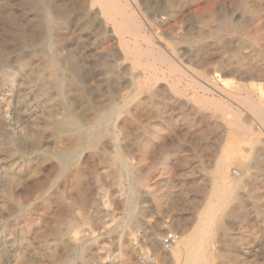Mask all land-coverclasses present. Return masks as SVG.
<instances>
[{"label": "rangeland", "instance_id": "1", "mask_svg": "<svg viewBox=\"0 0 264 264\" xmlns=\"http://www.w3.org/2000/svg\"><path fill=\"white\" fill-rule=\"evenodd\" d=\"M125 1L145 25L171 13V0ZM172 1L174 9L183 12L153 30L154 41L158 45L174 41L195 56L200 44L202 52L217 51L209 39L201 41L207 31L204 19L227 15L250 27L248 8L257 0ZM39 2H63L72 9L58 20L59 36L50 33L46 48L30 39L39 37L30 22L38 13L34 4ZM80 2L0 0V44L6 48L7 63L0 69V264H184L189 251L205 255L209 264H264V125L242 104L245 92L237 99L229 95L243 84L253 101H264L254 88L263 86L264 91V80L226 76L216 71L215 63L200 66L196 57L187 63L182 50L175 56L171 48L163 47L180 70L191 71L188 77L166 72L184 95L174 96L167 82L160 81L153 90L159 91L155 98L146 89L134 96L143 71L124 59L117 36L104 37L102 32L111 30L104 16L91 13L87 20L76 11ZM263 16L255 25L264 24ZM263 35L264 29L254 36L227 35L218 59H230L237 46ZM43 49L57 60L69 54L75 58L83 95L70 88L66 76L62 96L47 72L33 76L39 62L36 54ZM243 53L258 57L251 48ZM201 75L216 85L206 94L212 103L204 100L202 91L188 88L190 81L201 83ZM115 92L116 99L130 95L127 112L96 128L104 138L93 150H77L78 168L60 172L55 156L73 148L51 134L49 123L59 119L65 107L74 108L83 118L84 105L102 109ZM86 123L94 130L92 122ZM117 147L130 164V185L135 189V218L130 221L126 185L117 184L108 174ZM75 169L79 171L76 180ZM212 211L216 220L208 236L204 222ZM170 233L177 242L165 249L162 242ZM77 253L84 258L78 259Z\"/></svg>", "mask_w": 264, "mask_h": 264}, {"label": "bare ground", "instance_id": "2", "mask_svg": "<svg viewBox=\"0 0 264 264\" xmlns=\"http://www.w3.org/2000/svg\"><path fill=\"white\" fill-rule=\"evenodd\" d=\"M171 1L168 2V5L171 9L170 10L171 13H169L170 15L166 16L165 18L164 17L160 18L159 21H153L152 23H148L147 25L142 23L138 19V17L135 15V13L132 10H130L129 3L125 0H81L79 5L77 6L76 11L79 10L80 12H82L84 18H86V19L87 18L89 19L91 17V13H94V15L97 14V16L98 15L104 16L106 19L107 27L109 26L111 28V30H105L102 32L104 37H106L107 40L108 39L113 40L114 37L117 36L118 37L117 45L123 51L124 59L126 61L131 62L133 64V66L140 68L143 71V73L141 75L142 80L136 81L134 92H133L134 96L139 94L140 91H142L143 89H146V90H148V92L150 94V98H155L159 91L157 90V91L153 92V90H154L155 86L160 81H165V83L167 82V85L171 88L170 91L174 96L184 95L182 93L184 91H182L180 89L178 82H171V81H169V79H167L166 72H169L171 75L175 74L176 72H179L182 76L188 77L187 71L188 72H191V71L186 67H184L185 71L180 70V68H179L180 65L178 66L177 65L178 63L176 64V62H174V60L171 59L172 57L171 58L168 57V55L165 53L163 47L164 48H168V47L171 48L172 52L175 56H178V54H179L178 52H180V50H182L183 54L181 53V57H183L184 61L186 60L187 63L192 62L194 57L197 58V60H195V61H197V63L200 66L212 65L215 63V64H217L216 65V69H217L216 71H220L222 74H224L226 76L237 75V76H239V78L241 80H264V35L260 36L256 40H249L248 42H245L243 44V47L237 46V48H236L237 51L233 54V56L230 59H228L226 61L219 60L218 59L219 57L217 56V54L220 52L219 50H222V48H224L223 47V39L227 35H230V34L236 33V32H242V33H245V35H247V36H254L255 34L260 33V31L264 29V24L255 25L256 22L260 19V16L264 13V0H257L252 6H250L248 8L250 18H251L250 27L247 25V23H245L243 21H242L243 23H240V22H237L236 20H234L232 18H228L227 15L223 16L222 18H215V17L210 16L209 20H207V21H205V19H204V25H206L207 31L204 34H202L203 39L201 41H203L204 39H209L213 48L215 47V49L217 51H215L213 53H211V52L209 53V52H205V51L202 52L204 50V48L200 44L198 49H197L198 53L195 56H192L191 51L190 50L188 51V49H186V48L185 49H179L177 47V45H175L176 43L174 41L171 43V42L164 40L166 45H164V43L163 44L161 43L160 45H158V43H157L158 41L157 42L154 41V38L152 36L153 30H156V29H159L160 27H163L164 25L168 24L171 21V19L173 18V16L175 14L183 12L180 9L175 10L174 9V6H175L174 2L173 1L171 2ZM209 2H210V0H209ZM226 3H227V1H226ZM178 4H180V3H178ZM134 5H135V3H134ZM34 9L38 13L36 14V17L30 22L33 24V26L36 28V31L39 33L38 34L39 37H35V35H31L30 39L33 40L34 42L39 43L43 48H46L47 38L49 37L50 33H54V35L59 36L58 33L60 30V23L58 22V20H64L67 17V15H69L72 12V9L70 10L65 5V3H63V2L62 3L56 2V3H52V4L39 2V3L34 4ZM163 13H165V12H163ZM240 16H241V14H240ZM157 19H159V18H157ZM172 32H174V31H172V29H168V33H172ZM166 33H167V31H166ZM178 34H179V32H178ZM13 40H17L16 37L13 38ZM209 47H211V46L209 45ZM240 48L242 50H239ZM245 48H251L252 52L254 51L257 53L258 57L254 58V56H253V58H252L251 55L249 57L247 55H245L243 53V49L245 50ZM5 51H6V48L4 47V45L0 44V69L1 70L5 68V63H6V60H5L6 59V56H5L6 52ZM36 57L38 58L39 62H38V65L36 66V68L33 69V71H34L33 76H35V74L39 75L43 72H47L49 75V80H51V83L54 86H56V88L58 90V96H62L64 94L65 89H63V85H65L64 84V77L65 76L68 79L67 81H68V85L70 86V88L76 87V89L78 91H80L82 95L85 93L83 81L80 79L79 63H77L75 61V58H73V56L71 54L64 56V57L60 58L59 60H57L56 58L52 57L45 49H43L41 52L36 54ZM105 64H106V62H105ZM6 65H7V63H6ZM32 66H34V65H32ZM28 74H29V72H28ZM137 77L138 76H135V78H137ZM199 82L195 83V82L190 81L188 83V88L191 87L195 92L202 91V97L205 98L204 100H206V102H208V103H212L210 100H208L206 94H207V92L211 91V89L215 90L216 85L212 81H210L206 75H201V83H199ZM25 83H26V81H25ZM256 83H258V82H256ZM163 86H164V84H163ZM262 87L256 86V85L254 86V88L257 91H259V93H261V95L264 96V91H263ZM160 90H161V88H160ZM71 91H73V90H71ZM42 92H43V89H42ZM242 92L246 93V96L244 97L242 104L244 103L248 107V109L251 111V113L254 115V117L256 119H258L264 125V112H263L264 101L263 100L253 101L249 96V94H250L249 89L243 84L238 86L237 88H234L233 91L229 93V95L236 97V99H237L238 95H240ZM224 93L226 94L227 92L224 91ZM139 95H138V97H140ZM79 97H80V95H79ZM128 98H130V95H128L125 98H120V99L117 98L116 99V92H115V93H112L108 97V103L102 109H97L92 104H86L84 106L82 105L84 107V108L83 107L82 108H83V110L85 109L84 112L86 114V116L85 117L83 116V118L79 115V113L74 108L65 107V108H63V112L61 114H59L60 118L57 120H53L49 123L48 128H49L51 134L58 139H62L66 146L69 145L73 148L72 150H67V151L64 150L63 152H61L55 156V159H56V162H57V165H58L60 172H66V171L72 170L74 168H78L77 150L80 148H87V149L93 150L97 147V145L104 138V136H103V131L102 130L97 131L96 128L102 127L106 122L110 121L113 116L120 117L121 114H123L124 112H127L126 109H127ZM118 100H119V102H118ZM185 107H186V105H185ZM146 109H148V108H146ZM57 117H58V115H57ZM88 121L92 122L95 125L94 130H90L87 128L86 122H88ZM235 128H238V127H235ZM116 132H117V130H116ZM113 134H114V132H113ZM237 137H239V136L237 135ZM36 140L37 141L40 140V135H36ZM256 140H257V138H256ZM51 142H53V140ZM143 151H144V149H143ZM259 162H260V160L257 161V163H259ZM76 163H77V165H76ZM109 165L112 167V171H110V173H108L109 176H111L117 184H120L121 186L123 184L126 185L125 186L126 187L125 188V202L129 206L128 213H127V220L130 221V220L135 218V212H134V206L136 203L135 189H134V186L130 185V182H131L130 181V179H131L130 164L128 163L127 160H125L123 152L120 149H118V147H117V150L115 151L113 158L111 160H109ZM75 170H76L75 172L77 174L74 172L75 173L74 178L76 180L78 178L79 171L77 169H75ZM45 173H47V172H45ZM63 183H64V181H63ZM233 187H234V184H233ZM213 189H214V187H213ZM227 189H228V187H227ZM82 203H83V205H85L84 201ZM221 209H222V207H221ZM214 213L215 212L212 211V212H209L206 214L205 222H204V230H203L205 235H208V236L212 235L211 233L213 231V228L215 225V220H216L215 219L216 214H214ZM55 228H56V226H55ZM55 228H54V230H55ZM52 231H53V228H52ZM215 231L216 230H214V232ZM55 233L57 236H62V234H63L62 231H59V232L57 231ZM51 235H52V233H51ZM151 236H152V240H155V234L152 233ZM45 242H47V241L45 240ZM182 245L183 244H180L179 248H181ZM64 247H66L68 250H71V248H69V246H67V245ZM195 249H197V248H195ZM48 253H50V252H48ZM38 255H40V254H38ZM178 255H179V253H178ZM76 257L78 259H83L84 254H82V253L78 254L77 253ZM50 259H52V258H50ZM88 259H90V258H88ZM209 262H208L205 255H202L200 253L191 252V251H189L186 254L185 260H184V264H209Z\"/></svg>", "mask_w": 264, "mask_h": 264}, {"label": "built area", "instance_id": "3", "mask_svg": "<svg viewBox=\"0 0 264 264\" xmlns=\"http://www.w3.org/2000/svg\"><path fill=\"white\" fill-rule=\"evenodd\" d=\"M177 242V236L173 233L167 234L163 239V246L165 249H170Z\"/></svg>", "mask_w": 264, "mask_h": 264}]
</instances>
